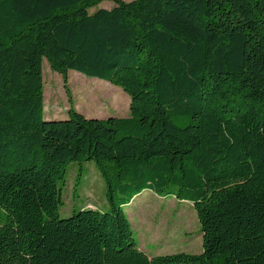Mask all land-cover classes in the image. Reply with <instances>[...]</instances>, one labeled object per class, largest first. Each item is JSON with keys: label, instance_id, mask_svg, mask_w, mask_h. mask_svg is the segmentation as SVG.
<instances>
[{"label": "trees", "instance_id": "trees-1", "mask_svg": "<svg viewBox=\"0 0 264 264\" xmlns=\"http://www.w3.org/2000/svg\"><path fill=\"white\" fill-rule=\"evenodd\" d=\"M45 60L66 88H122L130 116L45 119ZM75 162L109 211L60 218ZM145 190L193 204L202 253L140 249ZM0 264H264V0H0Z\"/></svg>", "mask_w": 264, "mask_h": 264}, {"label": "rangeland", "instance_id": "rangeland-1", "mask_svg": "<svg viewBox=\"0 0 264 264\" xmlns=\"http://www.w3.org/2000/svg\"><path fill=\"white\" fill-rule=\"evenodd\" d=\"M114 6L115 3L105 1L91 9L90 13ZM43 77L47 120L67 119L70 108L87 118L130 116L129 95L109 82L70 71L66 88L63 75L52 70L46 60L43 63ZM59 187L63 200L59 209L62 219L71 217L83 207L95 206L104 212L110 210L106 182L94 162L70 164L66 179ZM125 212L135 237L148 255L202 253L201 227L192 203L145 190L125 207Z\"/></svg>", "mask_w": 264, "mask_h": 264}, {"label": "crops", "instance_id": "crops-1", "mask_svg": "<svg viewBox=\"0 0 264 264\" xmlns=\"http://www.w3.org/2000/svg\"><path fill=\"white\" fill-rule=\"evenodd\" d=\"M94 209H98L97 207L94 206ZM140 249L146 253V250L142 249V247L139 245ZM147 254V253H146ZM148 255V254H147ZM151 257V255H149Z\"/></svg>", "mask_w": 264, "mask_h": 264}]
</instances>
